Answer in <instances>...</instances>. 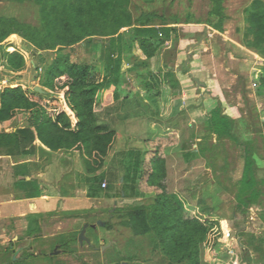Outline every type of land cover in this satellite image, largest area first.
Masks as SVG:
<instances>
[{"label":"rangeland","instance_id":"374dc122","mask_svg":"<svg viewBox=\"0 0 264 264\" xmlns=\"http://www.w3.org/2000/svg\"><path fill=\"white\" fill-rule=\"evenodd\" d=\"M253 1L256 0H223L224 19L221 25L226 42H229L228 38L232 42H239L241 36L243 41L245 10ZM258 1L264 7V0ZM124 4L132 22L142 14L154 13L159 19L153 20V24L177 29V41L165 43L149 59V70L156 76L166 72V65L173 68L174 74L176 70L188 73L191 66L188 65L187 58L191 57V49L195 48L200 36L209 30L203 32L204 27H210V24L218 21L217 17L208 14L213 7L211 0H124ZM124 32H127V28L120 31ZM178 32L192 35L189 45L184 44L180 50ZM11 42L0 47V90L21 86L30 94L41 93L39 102L60 101L56 92L43 85L46 66L58 56L67 57L70 63L92 68V76L94 75L96 79L102 75L103 65L100 62L98 64L102 43L99 36L92 42L85 40L74 47L64 48L63 51L62 49L43 51L41 58L36 56L33 48L14 46V41ZM232 46L234 50H238V47L233 44ZM8 47H13L22 54L25 61L18 77L10 73L12 70L2 55L6 50L13 52ZM245 48L250 53L257 54L254 49L246 46ZM233 49L229 51L231 56L228 55V50L223 54L222 49L197 56L200 61L204 59V66L200 73L195 74L196 77L206 82V73L215 71L221 84L220 87L200 91L206 96L202 103L203 108L205 110L206 107L209 112L207 111L205 118L199 117L201 121L195 127L194 125L188 127V117L180 116L182 105L178 100V87L174 85V78L167 75L163 80L162 77L158 78L159 81L140 79L146 76L149 70L132 69V63L136 62L133 60L135 55L140 58L143 56L138 55L139 50L125 53L121 79L116 86L98 89L94 107L97 123L107 126L117 136L119 134L115 139V147L113 146L112 153L107 155L104 164L105 166L113 155V162L117 166L113 171L117 170L118 174L112 171L110 177L114 181L115 192H108L111 182L107 172L110 169L105 172L102 171L103 167L99 171L103 173L97 172L95 175L105 177L102 183L104 182L106 187L102 188L101 185L102 190L96 198H90L87 185L70 192L67 208L70 217L66 218L78 219L75 232L48 241L38 240L40 245L48 242L47 247L42 250L45 254L35 260L21 259V264H169L160 252L154 228L144 234L137 233L127 225L129 212L136 209L148 210L156 193L146 190L145 185H139L137 181L136 195L118 198L114 193L122 188L120 178L133 162L129 153L126 152V155L119 153L124 140L129 139L123 135L132 136V139H129L131 141L129 147L142 149L145 154L151 149L150 141L147 140L148 132L150 133L152 128L150 124L156 123L162 129H171L177 120L180 125L185 126L181 131L183 137L180 139L177 136L173 137L172 143L168 145L158 144V149L164 158L166 189L170 195H177L180 201L178 199L176 201L184 213L190 217L196 216L198 222L207 230L199 244L201 264H264V88L259 84L264 79V75L261 74L264 59L257 54L259 59L255 66L258 69L252 71L249 77L232 69L228 72L233 65H237L236 60L239 56ZM240 51L252 56L245 50ZM31 60H34V63ZM196 65L195 63L194 66ZM255 92L262 97L256 98ZM228 107L231 109L225 111L224 108ZM216 114L228 118V121L232 118V121H229L230 125L228 123L227 127H218L212 120ZM33 119L34 113L22 116L15 114L8 124L0 127V133L28 129L32 126ZM184 145L186 149H183ZM34 148L33 154L25 160L19 156L11 160L17 166H30L36 175L41 174L48 190L52 188L49 178L53 176L55 170L71 181L74 178L76 181L79 179L81 174L75 173L77 169L85 172L84 164L76 154L72 160L73 163L76 162L74 168L72 162L69 164L68 160L62 157V151L46 147L39 140L36 141ZM115 150L119 151L114 153ZM189 151H194L195 156L187 162L183 156ZM246 156L253 161L252 170L257 191L254 195L250 192L243 194L241 188ZM11 166L14 167L13 164ZM83 177L88 178L89 175L85 172ZM108 194L111 197H107ZM76 208L81 211L74 210ZM84 222L88 226H94L93 232L87 230L85 233L91 246L85 242L80 246L77 240V243L65 245L63 251L51 260V254L55 249L52 247L66 242L74 235H77L78 239L82 230L81 224ZM98 223L100 225H97ZM71 227L75 228L73 225ZM109 244L110 247L101 250Z\"/></svg>","mask_w":264,"mask_h":264},{"label":"trees","instance_id":"16d2710c","mask_svg":"<svg viewBox=\"0 0 264 264\" xmlns=\"http://www.w3.org/2000/svg\"><path fill=\"white\" fill-rule=\"evenodd\" d=\"M211 2L213 7L208 14L217 17L218 21L210 26L219 31L224 19L223 0H211ZM38 4L40 16L37 26L0 18V44L15 34L21 42L31 45L36 56L41 58L43 51L56 49L63 51L64 48L74 47L85 40L92 42L99 36L102 38V43L98 64L100 62L103 65V72L99 79H96L94 75L92 76V68L70 63L67 57L58 56L50 64H46L43 85L56 92L60 101L39 102L41 93L30 94L21 86L0 90V123L9 121L17 113H34L30 128L18 129L12 133H0V155L11 158L19 156L25 160L33 154L34 145L38 140L53 150L70 151L83 162L85 172L89 175L84 180L90 198H94L102 190L104 178L96 177L95 173L104 167L107 155L112 151L116 139L113 130L99 125L95 119L96 93L104 86L111 87L118 84L122 77L126 52L139 50L138 55L143 56L140 58L135 55L133 60L136 62L132 63V69L149 70V59L154 56L157 49L171 40L177 41V29L153 24V20L159 19L154 13L142 14L132 22L124 0H38ZM245 17L243 43L264 59V7L261 2L253 1L246 8ZM126 28V33H120ZM2 55L13 72L23 68L25 61L22 54L6 50ZM165 68L166 72L163 74L152 75L149 70L146 76L140 79L147 81L149 78L159 81L158 78L162 77L163 80L170 75L175 80L173 68L167 65ZM174 83L179 87L176 80ZM259 84L264 88V79ZM180 116L185 118V111H182ZM212 120L218 124V127H227L228 123L230 125L228 118H222L217 114ZM182 128L178 120L171 126L173 130L182 131ZM175 136L169 133L165 140L156 139L149 142L151 149L146 153L145 159L141 164L137 159L134 165L128 166L129 168L120 178L122 188L114 195L118 198L136 195L135 185L139 178L136 175L140 169L142 172L139 178L140 184H144L146 190L153 191L156 195L148 210L136 209L129 212L127 225L137 233L144 234L154 228L160 252L169 264H201L199 244L207 230L201 222H198L196 216L190 217L184 213L176 201L177 195H170L164 182L166 177L164 158L158 149V144H171ZM183 149H186L185 145ZM194 156V151H189L183 158L189 162ZM252 168L253 161L246 156L241 183L243 194L249 192L253 195L257 194ZM131 170L135 175H130ZM113 183L114 181H111L108 192H115ZM107 197L111 195L108 194ZM200 203L201 200L198 201V204ZM87 230L93 232L94 228L88 226ZM85 237L88 238L87 235ZM73 243H77V235L59 244V248L62 249L65 245ZM30 258L34 256L27 252L21 257L22 260ZM55 258L56 256H52V259ZM20 260L12 261L9 258L8 262L21 264Z\"/></svg>","mask_w":264,"mask_h":264},{"label":"crops","instance_id":"0c3cea01","mask_svg":"<svg viewBox=\"0 0 264 264\" xmlns=\"http://www.w3.org/2000/svg\"><path fill=\"white\" fill-rule=\"evenodd\" d=\"M39 16L40 6L38 4V0H0V18L13 19L20 24L37 26L39 24ZM205 31H207V33L200 36L199 42L195 48L192 47L193 49H191V57L187 58L189 59L188 65L191 66V69L188 71V73H182L176 70V73L174 74L175 80L179 85L178 100L181 102L180 105H182V111H185L186 116L188 117V127H192L193 125V127H195V125H198L201 121L199 117L205 118L207 116L208 110L205 106L204 110V104H202L204 103L206 96L202 95L200 91L205 90L206 88L213 89L216 86L220 87L221 84L218 76L216 75L217 72L215 71L214 73H206V82L202 81L198 76L196 77L195 74H197V72L200 73L203 70L202 66H204V59L202 58L200 61V59L197 58L198 55L204 52L214 53L215 50L218 49L220 51L222 49L221 52H223V54L228 50V55L231 56L229 51L230 49H233V44L236 46V48L238 47V50L233 49V51L237 52L239 56L236 60L237 65H233L227 71L230 72L231 69L236 70L238 74H242L247 77L252 73V71L258 69L255 65L259 57L257 54L247 51L242 41V36L240 37L239 42H232V40L229 38V42H226V37L224 36V33L222 34V27L221 30L218 31L211 26H205L203 32ZM178 34L180 38L178 50H180L184 44L189 45L188 42L190 41V37L192 35L187 34V32H184L183 34L178 32ZM11 41H14V46H25L32 48L31 45L21 42L19 37L15 34L11 35L4 42H2L0 47L9 45L12 43ZM8 48H11L13 51H15L13 47ZM189 48H191V46H189ZM240 50H245L252 56H247V53H241ZM31 62L34 63V60H31ZM195 63L197 64L196 66H194ZM4 71L6 72V70ZM10 73L16 75L17 77L21 75V71H10ZM261 74L264 75V68L261 70ZM194 79H197L203 85L198 87L194 82ZM254 94H256V92ZM261 97L262 95L259 96L258 93L256 94V98ZM230 109L231 108L229 107L224 108L225 111H229ZM254 111H256V108H254ZM23 114L26 113L16 114V116H22ZM229 120L232 121V118ZM8 122L9 121L0 123V127L2 125L8 124ZM150 126L152 127L151 132H148L147 137V140L150 142L155 141L156 139H165L170 132L175 133L179 139L180 137H183L181 136L182 132L180 130H173L170 128L162 129V127L156 123H152ZM153 127L155 128L153 129ZM182 127L185 128V126ZM123 136L132 139V136ZM118 137L119 134L118 136L116 135V138ZM128 140H124L122 148L119 149L121 150L119 153H121V155L123 153L126 155V152L129 153V156H131L133 159L132 164H130L131 166L137 162V159H139L138 162L141 164L142 160H144L146 157V153L144 154V150L142 149L129 147L131 141ZM119 150H115L116 152L114 153H117ZM61 153H63L62 157L70 160L68 161L69 164L70 162L73 163L72 160L75 158V156L72 152L62 151ZM11 164H13L14 167L11 166ZM75 164L76 162L73 163L74 168ZM116 167L117 166L115 165V162H113L112 155L111 159L102 170L106 172L107 169H110V171L107 172L109 173V182L112 181L110 176L112 174L113 168ZM67 168H69V165ZM77 168L79 167L77 166ZM102 171L99 172V174L103 173ZM116 171L113 172L118 174V171ZM75 173L81 174L82 176L80 175L77 181L75 178L71 181L64 174L59 175V173L55 170V173H52L53 176L49 178L52 188L51 190H48V188L46 189L45 187L44 180L41 178V174L36 175L30 166H17L11 160V157L0 155V264H9V258H11L12 261H18L21 259L22 254L26 252L33 254L34 258L36 259L39 256H42V254H45L42 250L45 249L48 244V242H46L40 245L38 240L42 239L48 241L49 239H55L56 237L62 235L69 236L75 232L76 228L78 227V219L72 220L66 218L70 217L68 216L69 213L67 209L69 202L68 199L71 196V191L80 190V188H82L81 186H86L83 177L85 172H81L79 169H77ZM133 174L134 172L131 170L130 175L132 176ZM141 174L142 172L139 169L136 176H139L140 178ZM139 178L137 179V183L140 184ZM153 193L155 194V192ZM74 210L79 212L81 211V209L78 208ZM85 224L86 222L82 223L81 228H83ZM71 225H73L75 228L73 229ZM89 246H91V243ZM52 248H55L54 252L56 251L57 253L54 254L53 252L51 256H56L60 251H63L59 248V244H55Z\"/></svg>","mask_w":264,"mask_h":264},{"label":"water","instance_id":"95a60500","mask_svg":"<svg viewBox=\"0 0 264 264\" xmlns=\"http://www.w3.org/2000/svg\"><path fill=\"white\" fill-rule=\"evenodd\" d=\"M194 82L197 84L198 87H200V86L203 85V84L200 83L197 79H194ZM97 225H100V223H98ZM87 227H88V225L85 224V225L83 226V228H82V230H81L79 236H78V243H79L80 245H82L83 242H86L87 244L90 245V241H89V239L85 237V232H86ZM91 227H94V226H91ZM110 246H111L110 244H109L108 246H104V247L101 248V250L103 251V250H105L106 248H108V247H110ZM55 253H57V252L55 251L54 254H55Z\"/></svg>","mask_w":264,"mask_h":264},{"label":"built area","instance_id":"2783aa9c","mask_svg":"<svg viewBox=\"0 0 264 264\" xmlns=\"http://www.w3.org/2000/svg\"><path fill=\"white\" fill-rule=\"evenodd\" d=\"M106 187V184L103 182L102 183V188H105ZM227 237H229V234H227Z\"/></svg>","mask_w":264,"mask_h":264}]
</instances>
